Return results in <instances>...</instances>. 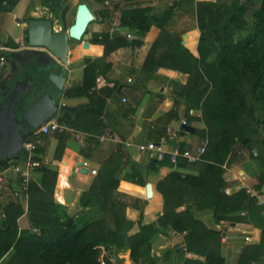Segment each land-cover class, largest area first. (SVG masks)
Instances as JSON below:
<instances>
[{"label": "trees", "instance_id": "obj_1", "mask_svg": "<svg viewBox=\"0 0 264 264\" xmlns=\"http://www.w3.org/2000/svg\"><path fill=\"white\" fill-rule=\"evenodd\" d=\"M20 1L0 0V11H5V5L14 9ZM66 1L41 0L40 3L65 24L68 13L64 6ZM97 1L107 4L108 0ZM134 1L123 0L125 3ZM178 9H185L186 12L191 9L195 13L201 34L198 57L184 48L181 38L173 36L169 30L168 22ZM114 10L121 13L120 27L140 37L149 36L154 27L160 30L141 72L148 79L155 75L157 68L171 69L189 76L186 85H175L172 93L174 108L169 115L178 120V111L184 106L186 126L202 123L203 128L195 129V134L205 136L202 146L207 143L200 161L190 163L186 159H179L177 164L179 168L196 169L197 176L173 172L159 182L158 191L164 198V213L156 223L141 225L137 234L128 237L130 259L134 264H156L152 256L153 239L159 233L169 235L177 232L185 235L184 247L179 245L176 248L184 257L183 264H226L221 253L222 232L208 228L198 215L209 211L218 224L221 221L240 220L231 218V215L246 209L253 214L257 206L255 197L245 190L233 195L225 192L228 188L224 177L225 167L235 162L239 149L248 151L249 158L260 169L255 189L260 191L264 186V0H173L167 10L154 15H151L148 7L122 8L116 4ZM112 12L106 7L100 19L94 14V22L111 23ZM31 20L35 19L30 17L26 22ZM101 36L104 37H94L90 43L103 46V56L86 58L81 84L65 92L67 98L88 99V103L74 108L64 119H59L60 123L74 130H79L88 117L92 118V126L101 124L108 100L123 93L122 90L117 93L118 83L112 89H97L98 77H106L113 68L110 57L121 50L134 52L144 44L141 40L129 39L127 34ZM9 45L18 48V44ZM84 48L92 54L99 51L90 44L84 45ZM130 86L136 98L141 84ZM196 110L201 116L191 114ZM70 135H57L56 159L64 151ZM98 137L95 135L90 140L98 141ZM181 149L186 150V146L182 145ZM35 153H45L44 146L37 147ZM34 162L35 172L42 174V181L40 185L30 182L27 210L21 199L6 201L5 193L0 191V264H123L124 260L117 257V250L122 234L129 233L133 224L125 221L123 215L126 207L115 199L120 184L118 178L115 175L106 180L99 178L95 187L82 195V207L90 206L97 199L105 217L80 228L73 218L66 217L60 221V217L55 216L53 221L48 215L47 203L53 198L57 173L46 168L37 156ZM11 163L19 165L22 162H3L0 172ZM167 166H174L169 158L156 165L151 164V169L156 171ZM134 181L143 187L147 184L138 166L134 169ZM94 188H100L101 192L96 195L92 191ZM137 202L140 210L143 203ZM181 207H185V210L178 212ZM24 215L30 219L29 229L19 226V219ZM109 219H112L113 227L109 226ZM238 264H264V232L259 244L244 248Z\"/></svg>", "mask_w": 264, "mask_h": 264}, {"label": "crops", "instance_id": "obj_2", "mask_svg": "<svg viewBox=\"0 0 264 264\" xmlns=\"http://www.w3.org/2000/svg\"><path fill=\"white\" fill-rule=\"evenodd\" d=\"M197 1L215 2V0ZM33 2L34 0H21L14 9H10L5 5V11H0V46H5L9 49L5 54H2L6 55V63L3 67L0 65V86L9 81L19 70L20 64H13L17 57L15 53L27 51L28 49L32 50L29 46L26 14H29L28 18L31 17L35 20L53 19L55 16L50 10L51 16H43L39 8L45 10L49 8L42 7L41 0H39V3L34 4L33 8ZM106 3L114 11L113 14L117 16L121 13L119 10H114L116 4H120L122 8L148 7L151 10V15H154L161 14L167 10L172 6L173 0H135L132 3H125L123 0H108ZM97 18L100 19V15ZM14 20H21L22 22L21 24L17 22L21 26V31L16 36L11 35L12 22ZM114 20V23L110 24L109 31L105 32L112 36L120 31L118 29L120 22L117 18ZM56 22L58 24L59 19ZM56 22L54 28L58 30L56 32H59L61 28L59 24L56 25ZM104 25L99 23L88 39L90 46L99 49L96 54L89 53L84 46L77 45L80 42L70 43L66 68L68 72L71 71V74L70 76L66 75L68 77L63 95L57 99L60 110L52 120L57 119L59 121V119H64L71 110L88 103L87 98H67L65 92L67 89L81 84L83 71L86 67L84 63L86 58L96 59L103 56V46L92 45L90 41L94 38V35L103 33ZM168 26L173 36L181 38V45L193 56L198 57V44L201 34L197 28V18L191 9L187 12L185 9L175 10L168 22ZM121 29L126 31L123 32L124 35L128 32L133 37L131 40L138 39L143 41L144 44L131 53L121 50L113 54L109 59L113 68L108 71L106 77H98L97 89H112L118 83L117 93L121 90L123 93L116 94L108 100L105 114L100 119L101 124L95 127L92 126V118L88 117L79 130H75V133H69L71 134L70 139L67 141L60 157L55 158L58 146L57 135L55 134L43 138L42 146H44L45 153L37 154L36 156L46 168L57 173L53 198L47 203L48 215L51 216L52 220L55 216L60 217V221H64L66 217L73 218L80 228L105 217L97 199H94L90 206L82 207L80 205L82 195L93 186L95 187L96 180L99 178L104 180L111 179L112 175L118 178L120 184L115 192V199L123 207H126L123 215L124 219L132 223L133 227L129 233L122 234L117 257L124 261L125 259L130 261V250L127 246L128 237L137 234L141 225L156 223L164 213V198L158 191L159 182L173 172L193 176L198 175L196 169L179 168L178 165L161 167L156 171H152L151 164L156 165L157 161L153 159L151 154L141 152L139 146L147 145L151 142H159L167 138L168 135H173L174 137V141L169 142V148L182 145L188 146L184 143L185 136L195 134V129L201 130L203 124L195 122L193 127L190 126L194 133L180 134L178 129L181 126V122L186 121L184 117L185 107L182 106L179 109L178 120L173 119L169 115L174 108V99L172 97L174 87L176 84L186 85L189 79L188 75L171 69L157 68L155 75L148 79L141 72L151 46L159 37L160 30L154 27L149 36L140 37L129 29ZM184 35H186L185 38L183 37ZM13 43L18 44V48L9 45ZM40 52L43 51L40 50ZM31 53L29 54L31 55ZM32 60L28 67V73L33 77L34 82L37 83L39 70L35 72V67L33 66V63L36 62L35 54ZM45 60L48 61L46 57L40 61L42 67L47 65ZM61 69L62 65L56 62V72L58 74L61 73ZM42 73H45V71ZM129 80H132V82H129ZM137 83H140L142 88H138L140 92L137 93L135 98L131 93L130 85L135 86ZM135 90L138 91L137 88ZM124 98L127 99L126 103H123ZM62 107L63 109H61ZM130 107H132L131 110L129 109ZM191 114L196 117L200 112L192 111ZM169 131L173 132L169 134ZM95 135L100 136L97 138L98 141H91L90 138H95ZM128 144H131V146H128ZM189 149L186 147V150ZM190 151L193 152L192 149ZM136 166L139 167L142 178L147 181V184L152 185L153 197L151 199L146 196V186L143 187L134 181V169ZM258 169L259 167L254 161L239 156L237 162L225 174V179L228 182V188L225 190L227 195H233L240 190L246 191V187L252 191L249 194L255 197L257 201L253 214H250L251 212L246 209L231 215V218H239L240 220L221 221L218 224L215 223L213 215L209 211L198 215L199 219L208 228L222 232L221 253L226 264H238L244 248L248 245L259 244L261 241L264 232V186L260 191L255 189L258 185ZM92 171H96V174H93ZM8 177L14 187H19L16 175L10 174ZM31 181L40 185L42 174L35 172ZM92 191L96 195L101 192L100 188H97V190L94 188ZM137 200L143 203V207L140 210L137 208L139 205ZM184 210L185 207H181L178 212ZM19 226L21 229H29L31 227V222L27 215L19 219ZM109 226L113 227L112 219H109ZM247 238H249V241L246 240ZM179 245L182 248L184 247V238L183 240H177L170 233L169 235L159 233L153 239L152 247V256L156 264H183L184 257L176 251Z\"/></svg>", "mask_w": 264, "mask_h": 264}, {"label": "water", "instance_id": "obj_3", "mask_svg": "<svg viewBox=\"0 0 264 264\" xmlns=\"http://www.w3.org/2000/svg\"><path fill=\"white\" fill-rule=\"evenodd\" d=\"M94 21L95 16L88 5L79 4L75 21L68 30L65 25H61V32H56L55 22L51 19L28 22L29 46L32 50L20 51L15 55L30 52L35 54V68L39 70L38 82H34L28 73L31 59L24 67L25 80L20 81V77H11L6 82L9 90L0 92V165L6 161H22L25 139L59 113L57 99L62 97L66 84L70 42L88 40L87 30ZM17 22L22 23L21 20ZM60 23L63 24L61 21ZM88 45L89 43L86 44ZM45 57L48 62L46 67H42L40 61ZM56 62L62 65L60 74L56 72ZM43 71L45 73H42ZM45 77L47 80H44ZM17 112L20 119L16 116ZM182 130L184 133H194L190 126H182ZM254 153L256 154L255 151ZM146 196L148 199L153 197L151 184L146 185Z\"/></svg>", "mask_w": 264, "mask_h": 264}, {"label": "built area", "instance_id": "obj_4", "mask_svg": "<svg viewBox=\"0 0 264 264\" xmlns=\"http://www.w3.org/2000/svg\"><path fill=\"white\" fill-rule=\"evenodd\" d=\"M9 49L5 46H0V54H5ZM6 63L5 55H1L0 57V65L3 67ZM71 71H69V76ZM132 82V80H129ZM127 99H123V103H126ZM186 121L181 122V126L178 129L180 133L182 131V126H186ZM173 131H169V134ZM67 133H75V130L64 124L60 123L57 119L51 120L47 122L44 126H41L40 129L34 132L32 136L27 138L24 142V153L22 156V163L17 164H9V166L0 172V191L6 193L10 192V195L14 200H22V204L24 208L27 210L28 207V188L29 184L32 180V175L35 173L36 163L34 162L36 153L35 150L37 147L43 145V138L45 136L55 134V135H63ZM79 137V136H78ZM174 141L173 135H168L167 138L160 140L159 142H151L147 145L139 146V150L144 153H149L153 156L157 162L163 161L166 158H169L170 161L177 165L179 159H186L190 163H195L201 160L202 155L206 151L207 143H204L203 146L198 148L196 152H192L190 150H182L181 146H176L175 148H169V142ZM131 146V144H128ZM87 166V165H86ZM93 174H96V171H92ZM14 174L17 176V180L19 183V187H14L12 181L9 179V175ZM13 186V188H12ZM247 193H252L249 188H245ZM37 232V230H34ZM172 235L177 240H183L184 234H180L177 232H172ZM249 241V238L246 239ZM102 263L104 261L102 260ZM134 264V263H132Z\"/></svg>", "mask_w": 264, "mask_h": 264}, {"label": "rangeland", "instance_id": "obj_5", "mask_svg": "<svg viewBox=\"0 0 264 264\" xmlns=\"http://www.w3.org/2000/svg\"><path fill=\"white\" fill-rule=\"evenodd\" d=\"M216 1V0H215ZM225 2L226 1H232V0H224ZM241 1V0H240ZM36 3H39V0H34V2H33V4H32V6H33V8H34V4H36ZM83 3H86V5H88V7H89V9L92 11V13L93 14H96V17L98 16V15H100V17H101V12L103 11V10H105V8L106 7H109V9H110V6L108 5V4H104V3H101V2H99V1H97V0H67L66 2H65V4H64V6L65 7H67V10H68V13H67V15H66V20H65V24H61L60 23V20H59V22H58V24L60 25V28H61V25H65V28H66V30H68V29H70V27L73 25V23H74V21H75V18H76V12H77V10H78V5L79 4H83ZM39 5V4H38ZM39 7V6H38ZM39 9H41V11H42V13H43V16H51L50 15V11H49V9L48 10H45V9H42V8H39ZM111 10V9H110ZM112 11V10H111ZM100 12V13H99ZM114 12V11H113ZM113 12H112V18H113V20H112V22L111 23H104L105 25H104V29H103V33H101V34H97V35H94V37H104V36H101V35H104V34H107V33H105V32H107V31H109V29H110V24H112V23H114V19L115 18H117L118 19V21H119V19H120V15H115V14H113ZM97 13H98V15H97ZM195 14V13H194ZM29 14H26V19L29 17L28 16ZM51 20H53L54 22H56L57 20H58V18L56 17V16H54L53 17V19H51ZM57 24V22H56V25H58ZM99 23L98 22H93V23H91L90 25H89V27H88V30H87V34H88V36L90 37L92 34H93V31H94V29L96 28V27H98L97 25H98ZM27 25V24H26ZM12 26H13V29H12V31H11V35L12 36H16V35H18L19 33H20V25L17 23V21L16 20H14V22H12ZM118 29H120V31L118 32V33H120V34H123V32H126L125 30H122L121 29V27H119ZM56 31H58V30H56ZM60 31H61V29H60ZM59 31V32H60ZM109 34V33H108ZM126 34V33H125ZM127 37L129 38V39H131V38H133V37H131L129 34H128V32H127ZM71 42H75V41H71ZM70 42V43H71ZM89 41L88 40H82V41H80V44H77V45H81L82 47L84 46V45H86L87 43H88ZM17 56V55H16ZM12 60V59H11ZM33 61V60H32ZM16 62L14 61V64H15ZM36 65V63H33V66L34 67H36L35 66ZM35 72H37L36 71V68H35ZM49 76V75H48ZM47 76V77H48ZM47 77H45L44 78V80H47ZM147 78V77H146ZM197 112H199L198 110H196ZM16 116H17V118H19V116H20V114H19V112H17L16 113ZM198 116H201L200 114H198ZM203 126V125H202ZM263 133H262V135H263V137H264V129H263V131H262ZM204 140H205V136H203V134L202 133H197V134H191V135H187V136H185V139H184V143L186 144V145H188V146H186V147H188V148H190V149H192L193 150V152H196L197 150H198V148H200L201 147V143L202 142H204ZM189 149V150H190ZM239 153H238V155H237V157H236V160H235V162H237V160L239 159V156H243V157H245V159L247 158V159H250L249 158V152L248 151H246V150H240L239 149V151H238ZM235 162H233L232 164H230L229 166H227L226 167V169H225V173H224V177H225V174H227L228 172H229V169H230V167L232 166V165H234V163ZM257 165V164H256ZM258 166V165H257ZM228 169V170H227ZM258 172H259V174H260V169H258ZM258 174V175H259ZM4 199L6 200V201H9V200H13V197L10 195V192H6L5 193V195H4ZM115 262V261H114ZM125 263H127V264H132L133 262H132V260L130 259V261H129V259L127 260V259H125V261L123 262V264H125Z\"/></svg>", "mask_w": 264, "mask_h": 264}, {"label": "flooded vegetation", "instance_id": "obj_6", "mask_svg": "<svg viewBox=\"0 0 264 264\" xmlns=\"http://www.w3.org/2000/svg\"><path fill=\"white\" fill-rule=\"evenodd\" d=\"M30 22V21H29ZM29 50V49H28ZM31 57V58H30ZM33 57H34V54H32L31 53V55L30 54H27V53H23V54H21L19 57L17 56L16 57V59L14 60L16 63H19L20 65H19V73H18V71L12 76V77H20V81H24L25 80V78H26V74H25V69H24V67H25V65L29 62V60H31V59H33ZM46 59H47V57H46ZM48 60V59H47ZM13 61V62H14ZM32 61V60H31ZM45 62H48V61H46L45 60ZM16 63L14 64V65H16ZM16 68V67H15ZM18 74V75H17ZM69 75V72H68V70H67V68H66V75ZM68 77V76H67ZM6 84L4 83V85H1L0 87H2V92H6V91H8L9 90V87L6 85ZM1 89V88H0ZM4 89V90H3Z\"/></svg>", "mask_w": 264, "mask_h": 264}]
</instances>
